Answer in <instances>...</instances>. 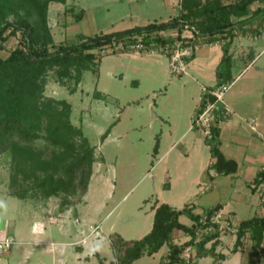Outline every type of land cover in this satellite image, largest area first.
I'll return each mask as SVG.
<instances>
[{"label": "rangeland", "instance_id": "374dc122", "mask_svg": "<svg viewBox=\"0 0 264 264\" xmlns=\"http://www.w3.org/2000/svg\"><path fill=\"white\" fill-rule=\"evenodd\" d=\"M152 1H52L49 20L55 41L72 43L77 40L78 33L88 34L83 32L87 28L91 29V34L100 30L107 32L123 29L153 19H165L185 8L184 0H176L177 4L172 0L170 7H167L165 0ZM235 1L222 0L226 3ZM257 3L254 2L251 7L257 6ZM68 5H74L75 11L83 8L82 19H76L75 13L65 11ZM7 18L14 19L15 14L10 13ZM255 22L245 23L243 28L247 33L242 34L240 29L236 32V37L242 36L236 38L235 50L242 64L247 63L255 52L257 54L264 47V42L260 44L256 39V35L264 36V24L259 29ZM78 25L82 27L75 34ZM23 45L21 30L10 33L0 48V55L6 57L12 50ZM263 59L264 54L259 65ZM238 64L234 66L236 73L239 71ZM135 67H138V72ZM168 70L169 58L166 54L127 51L109 53L84 71L77 90L73 92L69 86L56 80L55 69L49 71L45 94L67 98L72 102V120L83 127L95 145L98 159L92 165L90 190L88 186L83 195L81 188L74 189L68 195L73 203L66 204L67 208L61 211L60 201L64 195L27 198L12 195L13 157L9 151L0 153V235L14 234L17 240L9 256H0V264H23V259L28 260V264H51L54 258L59 264H118L109 235L114 231H123L125 235H141V231L131 229L136 226L149 227L151 224L152 204L158 194L155 193L148 201L144 200L147 195L145 188L154 185L152 174H144L152 165L156 134L160 127H163L164 138L171 140L175 134V131L169 130L168 124L156 118L159 113L157 105L163 102L172 116L183 114L181 110L187 96L184 90L186 78L179 79L178 75ZM136 78L139 79L138 84L133 82ZM165 91L167 95H164ZM98 92L103 95H96ZM108 128L107 136L103 137ZM39 142L43 144L44 140ZM209 159L210 155L207 163ZM157 170L161 174V167H157ZM156 185L160 190V180ZM164 195L173 204L182 206L184 203L180 202L185 195L181 187L165 190ZM209 195L217 196V191L206 195V198ZM181 219L189 221L185 213ZM96 224L100 227L98 232L92 230ZM87 234L91 238L82 239ZM222 247L224 251L231 250L224 243ZM168 249V243L152 254L145 249L132 264H163ZM212 262L211 255H204L195 264ZM241 262L240 252L224 260L225 264ZM260 264H264V257Z\"/></svg>", "mask_w": 264, "mask_h": 264}, {"label": "trees", "instance_id": "16d2710c", "mask_svg": "<svg viewBox=\"0 0 264 264\" xmlns=\"http://www.w3.org/2000/svg\"><path fill=\"white\" fill-rule=\"evenodd\" d=\"M52 1L67 2L0 0V48L10 33L21 30L24 37L23 46L15 48L6 57L0 55V153L9 151L13 157L12 195L21 198L64 195L60 201L61 211L72 202L68 195L74 189L81 188L83 195L87 192L92 165L98 158L95 145L83 127L72 120V102L67 98L45 94L50 70L57 71L58 82L69 86L71 92L76 91L87 68L98 63L106 54L125 51L102 53L99 49L104 44L139 34H146V39L155 41L160 37L152 36L153 31L188 21L195 24L202 34L209 35L211 40L227 37L223 42V56L216 69L217 84H220L234 79V54L230 47L237 29L245 30V23L255 20L259 29L264 24V0H236L233 3L222 0H184L185 8L180 7V12L168 20H154L91 35L79 33L77 40L72 43H56L49 20ZM254 2L258 3L252 8ZM65 11L75 13L76 19L84 15L83 8L75 11L74 5H68ZM10 13L15 14L14 19L7 18ZM96 95L103 94L98 92ZM222 109L220 105L212 136L206 138L213 159L207 167L210 175L231 173L238 168V162L227 157L220 148L219 121L224 118ZM109 129L103 137L107 136ZM41 139L44 140L43 144L39 142ZM157 148L158 142L153 156H156ZM261 183L264 185V168L255 178L254 189ZM217 209H220L219 204L196 213L189 203L182 208H175L162 202L156 207L152 229L143 237L128 239L118 231L110 233L117 263L132 264L145 249L152 254L168 243L169 249L163 264H195L200 257L209 254L217 258L213 264H223L226 254L217 251L222 228L220 222L212 220ZM182 213H187L194 222H182L179 219ZM175 227L184 229L191 234V238L181 243L174 242L172 231ZM236 234L232 251L243 245L248 236L252 240L250 257L242 264H257L264 254V215L242 219ZM211 239H214L212 244L207 245ZM188 244L197 249L196 258L191 261L180 256Z\"/></svg>", "mask_w": 264, "mask_h": 264}, {"label": "crops", "instance_id": "0c3cea01", "mask_svg": "<svg viewBox=\"0 0 264 264\" xmlns=\"http://www.w3.org/2000/svg\"><path fill=\"white\" fill-rule=\"evenodd\" d=\"M171 1L165 0L167 7L172 5ZM174 3L177 4L178 2L174 0ZM177 14L162 20H168ZM154 20L158 19L151 21ZM80 27L82 26L78 25L75 27V34L80 30ZM102 31L104 30H100L99 32ZM83 32L91 35L90 28L84 29ZM240 32L244 34L248 31L241 30ZM237 36L235 35L230 47L234 54L232 67L234 79L231 82L230 88L224 94V102L233 109L234 113L222 120L219 135L220 148L227 157L234 158L238 162L237 170L231 173L210 175L207 171L209 165L207 159L210 155L209 144L204 134L199 129L192 127L193 115L197 109L202 85L214 86L217 84L216 69L223 56V42L226 39L220 38L212 44L203 45L190 60L188 72L184 75H178L180 77L179 79L186 78L184 79V90L187 96L184 102L185 104L183 103V109L181 110L183 114L181 116H172V112L167 111L163 102L157 105L159 113L156 114V118L161 119V123L168 124L169 130L175 131V134L171 140L168 137L164 138L163 127H160V131L156 134L158 148L156 150V156L153 158L155 160L153 162L151 160L152 165L144 174H152L154 182L153 187L150 185V187L147 186L145 188L144 191L147 195L144 197V200L148 201L155 193L158 194V197H156L152 204L153 220L149 227L140 228L136 226L137 228L131 229V231H141V235H125L123 231H120L125 238L132 239L135 236L143 237L148 233L153 227L156 207L162 202L168 203L175 208H182L189 203L192 211L196 213L219 204L223 213L222 222L224 227L219 235L217 251L225 253L226 258L231 254L240 252L242 262L239 264L249 259L252 240L248 236L245 238L243 245L236 251H232V248L236 241V230L239 222L242 219L255 215H264V185L261 183L254 189L255 178L259 171L264 168V59L261 62L262 64L259 65V61L264 54V47L257 54L255 52L244 65L238 61L239 57L237 58L235 53L237 49L236 38L242 37L241 35ZM263 38L264 36L256 35V39L260 44L264 42ZM237 64L239 71L236 73L234 72V66ZM134 69L138 72V67ZM168 71L171 73L170 68ZM121 74L123 73L121 72ZM133 82L138 84L139 79H133ZM164 95H167V91L164 92ZM157 167H161V174L157 170ZM212 171L211 173L214 174ZM159 180L160 190L157 187L158 185H156ZM90 185L91 179L89 190ZM173 187H181L182 192L185 193L180 201L184 202L182 206L173 204L169 199L164 197V191L170 190ZM203 187L205 188L201 190ZM213 191H217V196L212 195L211 197L209 195L206 198V195L211 194ZM183 214L179 215V219L182 222L186 224H192L194 222L187 213L185 214L189 217V221L182 220L181 216ZM49 217L52 216L49 215ZM99 228L98 224H96L92 227V230L98 232ZM200 233L201 231H199ZM13 236L15 235L13 234ZM89 236L87 234L82 239H86ZM172 237L174 242L181 243L189 240L191 234L184 229L175 227L172 231ZM213 240H209L207 245H211ZM222 243L226 244L231 250L224 251ZM10 250L3 255L5 257L9 256ZM211 256L214 262L217 258L214 255ZM263 257L264 254L257 264L261 263ZM226 258L222 260L223 264H225L224 260ZM21 262L28 264V260L26 259L21 260ZM58 262L54 258L51 264H59Z\"/></svg>", "mask_w": 264, "mask_h": 264}, {"label": "built area", "instance_id": "2783aa9c", "mask_svg": "<svg viewBox=\"0 0 264 264\" xmlns=\"http://www.w3.org/2000/svg\"><path fill=\"white\" fill-rule=\"evenodd\" d=\"M151 35L159 36L160 39L150 41L146 39V34H139L133 38L108 42L99 51L105 53L125 50L133 53L166 54L169 58L171 73L184 75L188 72L190 60L198 50L203 45L214 42V40L209 39V35L202 34L195 24L188 21L160 28L153 31ZM231 82H223L214 86L202 85L197 109L193 115L192 127L199 129L206 138L212 136L213 126L216 124L218 116L217 110L220 105L223 106L222 115L224 118L234 113L233 109L224 102V94L230 88ZM210 96H214V98L212 99ZM222 120L220 119L219 124H221ZM212 161L213 159L210 158L209 164ZM212 220L220 222V228L224 227L221 209H217L214 212ZM16 242L17 240L13 235L0 236V256L8 252ZM196 254V247L188 244L180 256L186 261H191L196 258Z\"/></svg>", "mask_w": 264, "mask_h": 264}]
</instances>
